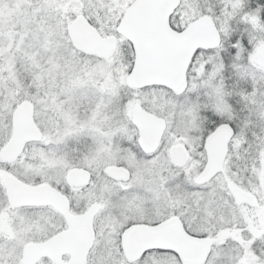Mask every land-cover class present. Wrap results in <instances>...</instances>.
<instances>
[{
    "label": "snow or ice",
    "instance_id": "6c2138e0",
    "mask_svg": "<svg viewBox=\"0 0 264 264\" xmlns=\"http://www.w3.org/2000/svg\"><path fill=\"white\" fill-rule=\"evenodd\" d=\"M0 264H264V0H0Z\"/></svg>",
    "mask_w": 264,
    "mask_h": 264
}]
</instances>
